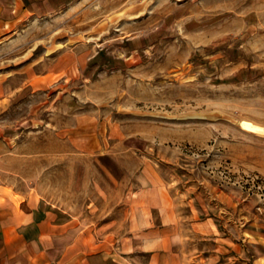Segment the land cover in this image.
<instances>
[{"label":"rangeland","instance_id":"rangeland-1","mask_svg":"<svg viewBox=\"0 0 264 264\" xmlns=\"http://www.w3.org/2000/svg\"><path fill=\"white\" fill-rule=\"evenodd\" d=\"M11 34L0 45V74H16L0 116L5 183L122 239L149 159L188 254H264V0H62ZM55 65L54 82L19 89ZM99 138L96 151L73 143Z\"/></svg>","mask_w":264,"mask_h":264},{"label":"crops","instance_id":"crops-1","mask_svg":"<svg viewBox=\"0 0 264 264\" xmlns=\"http://www.w3.org/2000/svg\"><path fill=\"white\" fill-rule=\"evenodd\" d=\"M61 6L62 0H0V45L12 44L13 40L9 41L14 37L11 33L30 17L58 13ZM56 71L55 65L49 71L36 74L33 79L28 78L19 89L31 85L41 89L56 80ZM15 75L9 71L0 74V116L13 104L14 88L10 83ZM73 143L77 149L81 146L84 150L96 151L104 140L99 138L90 144ZM133 152L137 155L136 151ZM101 154L102 159L109 158L106 152ZM110 157L115 159V156ZM140 163L135 172L136 188L129 200L130 234L115 240L109 235L98 239L96 232L73 214L50 207L41 195L17 191L15 186L0 178V264L264 263V254L254 252L251 262L246 260L249 257L242 256L224 262L218 253L201 259L188 254L181 217L168 187L151 160H140ZM113 165L107 168L111 174ZM199 225L204 231L208 224Z\"/></svg>","mask_w":264,"mask_h":264}]
</instances>
